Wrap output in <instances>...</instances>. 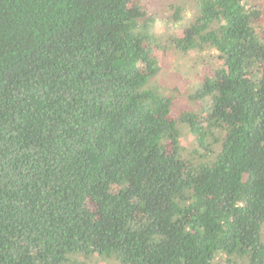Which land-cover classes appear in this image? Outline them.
I'll use <instances>...</instances> for the list:
<instances>
[{"label":"trees","instance_id":"trees-1","mask_svg":"<svg viewBox=\"0 0 264 264\" xmlns=\"http://www.w3.org/2000/svg\"><path fill=\"white\" fill-rule=\"evenodd\" d=\"M162 2L0 0V264H264V10Z\"/></svg>","mask_w":264,"mask_h":264},{"label":"rangeland","instance_id":"rangeland-1","mask_svg":"<svg viewBox=\"0 0 264 264\" xmlns=\"http://www.w3.org/2000/svg\"><path fill=\"white\" fill-rule=\"evenodd\" d=\"M260 3L264 10V0H252ZM145 4L151 6V8L157 9L159 15H161L162 0H144ZM168 17L166 14L164 16ZM170 18V17H169ZM162 29V27H161ZM174 33L180 34L179 30ZM203 54H195L192 50L188 51L187 54H180L176 52H168L166 55H162L159 52L157 56L160 61V70L153 77V83L161 87L166 88V90L176 88L182 95L180 96V106L181 108L190 107L195 110H200L199 102H191L186 98V93L198 82L197 74L198 71L204 66L200 61ZM181 136V143L183 145H189L192 142V135L186 128L178 125ZM109 259H98L94 260V264H106Z\"/></svg>","mask_w":264,"mask_h":264}]
</instances>
